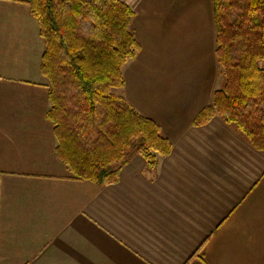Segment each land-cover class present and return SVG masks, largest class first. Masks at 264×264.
<instances>
[{
    "label": "crops",
    "instance_id": "crops-1",
    "mask_svg": "<svg viewBox=\"0 0 264 264\" xmlns=\"http://www.w3.org/2000/svg\"><path fill=\"white\" fill-rule=\"evenodd\" d=\"M138 42L123 95L170 152L132 151L116 181L71 177L46 116L29 0H0V264H264V149L218 115L211 0H123Z\"/></svg>",
    "mask_w": 264,
    "mask_h": 264
},
{
    "label": "trees",
    "instance_id": "trees-1",
    "mask_svg": "<svg viewBox=\"0 0 264 264\" xmlns=\"http://www.w3.org/2000/svg\"><path fill=\"white\" fill-rule=\"evenodd\" d=\"M28 4L44 42L40 72L47 81L55 157L71 177L104 185L117 180L132 151L154 168L171 142L115 91L124 86L122 67L138 48L133 10L123 0ZM211 11L223 82L193 124L218 115L264 149V0H211Z\"/></svg>",
    "mask_w": 264,
    "mask_h": 264
},
{
    "label": "rangeland",
    "instance_id": "rangeland-1",
    "mask_svg": "<svg viewBox=\"0 0 264 264\" xmlns=\"http://www.w3.org/2000/svg\"><path fill=\"white\" fill-rule=\"evenodd\" d=\"M219 82H220V86L222 85V77H221V80H219ZM116 92H119V93H122L123 94V87L121 88V89H117V90H115ZM134 148H133V146H132V148L131 149H129V150H133Z\"/></svg>",
    "mask_w": 264,
    "mask_h": 264
}]
</instances>
